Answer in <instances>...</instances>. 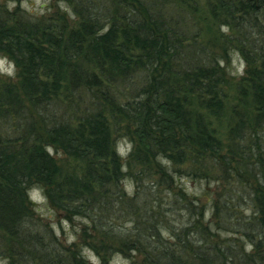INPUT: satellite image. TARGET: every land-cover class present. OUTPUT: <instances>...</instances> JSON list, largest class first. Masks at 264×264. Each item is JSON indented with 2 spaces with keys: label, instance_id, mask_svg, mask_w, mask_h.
I'll list each match as a JSON object with an SVG mask.
<instances>
[{
  "label": "trees",
  "instance_id": "1",
  "mask_svg": "<svg viewBox=\"0 0 264 264\" xmlns=\"http://www.w3.org/2000/svg\"><path fill=\"white\" fill-rule=\"evenodd\" d=\"M61 1L75 18L74 27L65 18H33L0 5V52L18 74L17 82L0 83V117H8L14 128V136L0 135V244L11 264H75L78 258L85 264L56 236L49 233L43 242L35 232L28 199L35 188L54 207L89 219L99 236L117 239L121 252L142 254L140 264L264 261V206L257 191L253 216L242 223L229 214L235 203L215 201L205 224L199 199L184 196L193 216L186 242L179 234L173 235L176 242L168 236L171 242L164 246L156 233L140 242L131 235L118 238L108 221L126 219L115 214L111 198L125 206L136 199L119 190L125 177L138 188L153 167L173 184L172 168L201 158H227L226 167L261 159L257 130L264 119V45L234 39L244 69L239 80L229 81L220 56L197 43L199 30L189 28L193 22L178 30L179 9L162 8L167 0ZM209 10L239 39L250 38L254 28L264 34V0H213ZM216 41L226 58L230 42L223 36ZM231 84L232 94L225 90ZM35 134L43 142L31 139ZM117 138L128 140L125 159L115 149ZM231 138L237 143L232 145ZM47 143L70 161L82 162V173L69 170L59 180ZM152 184L151 190L158 189ZM146 215L157 226L156 214L147 210ZM221 219L231 228L250 227L244 233L250 253L233 258L232 251L217 245L207 253L189 239L194 232L204 241V230L210 233L212 221ZM143 242L145 247L137 245Z\"/></svg>",
  "mask_w": 264,
  "mask_h": 264
},
{
  "label": "rangeland",
  "instance_id": "2",
  "mask_svg": "<svg viewBox=\"0 0 264 264\" xmlns=\"http://www.w3.org/2000/svg\"><path fill=\"white\" fill-rule=\"evenodd\" d=\"M167 1V3L165 2L162 5V8L179 9L181 19L177 22L179 23L178 30L180 29L181 32H184L187 30L186 24L189 25L190 22H193L192 28H189L194 32L199 30L200 37L196 39L198 40L197 43L212 54L216 53L220 56L219 65L223 72L227 74V80H239L243 75L244 62L235 47L236 43L234 39L243 44L255 42L258 45H264V34H259L260 31L254 28L251 29V36L250 38L247 36V39H242L243 37L239 39L238 36L232 35L224 21L213 19L209 10V7L213 6V0ZM0 5L8 8L10 11L19 9V14L23 16L31 15L33 18L48 16L65 18L71 27L75 26V18L71 15V10L61 0H0ZM258 24L260 25V20ZM196 28L197 30L195 31L194 29ZM259 28L261 27L259 26ZM222 36L224 37V41L231 44L227 49L226 58L222 57L223 55L219 51L220 44L216 41L219 37L222 39ZM184 38L188 39L187 37ZM17 75L14 64L6 55L0 52V83L13 84L18 81ZM232 88L233 84L226 86L225 90L232 94ZM245 117L247 118V116ZM259 126L257 130L259 139L258 150L261 152L258 156L261 155V159L258 158L259 160L254 159L253 162L250 161L248 166L234 167L233 165H229L226 167L227 158H217L214 161L210 158H201L199 161L190 162L183 167L172 168V171L175 169L173 184H170V181L167 182V178L163 179V176H160L153 167H151L152 170L146 172L148 178L145 175L141 176L138 188H135V184L133 181L130 182L127 179L128 177H125L124 180L122 179L119 190L123 193L125 192L129 198L134 197L136 199L130 201L128 206L126 203L125 206L120 204V201L116 200V198H111L115 214H126V219L121 218L119 221L108 220L109 227H112L118 233V238L119 236L125 237L131 235L134 240L140 242L142 236L154 235L156 233L155 240L159 239L162 244L161 246H164L168 242H171L168 236L170 240L176 242V238L173 235L179 234V237L186 242L184 240L186 238V228L191 225L193 216L189 209H185L187 201L182 202L184 196L197 197L199 199L200 205L203 206V222L205 224L211 220L213 211L211 207L215 201H219L220 204L226 202L235 203L237 209L233 208L229 212L230 215L233 213L232 218H235L240 223L245 219L250 221L253 211H255L256 201L252 195L254 191L259 192L258 197H260L264 206V176L260 173L262 169L264 174V119L259 122ZM13 131L14 128L9 125V118H5L2 114L0 117V135L3 134L10 138L14 136ZM40 138L39 135L35 134L31 139L43 142ZM222 139L225 146L227 137L223 135ZM231 141L232 145L237 143L233 138H231ZM115 143V149H117L120 158L125 159L128 153L125 150L129 149V146L125 143H128V140L117 138ZM46 149L58 167L59 180L69 170L75 174L82 173L84 167L82 162L70 161L60 149L48 143L46 144ZM234 158L240 161L238 157L234 156ZM195 170L199 171L195 173ZM155 172L156 175H154ZM50 182L45 184L47 188ZM152 183L154 185L158 184V189L151 190V188L154 189ZM166 183H169L170 186L166 185ZM42 186L44 187V185ZM150 191H155L156 194ZM137 192L140 193H138V196ZM241 197L242 199H239ZM28 199L32 204L30 206V216H32V223L35 225V232L39 237L43 238V242L47 241L46 237L49 233L56 236L62 246L71 249L74 257L78 258L80 255L85 264H140L142 254L121 252L118 248L119 243L117 239L111 237L110 240L109 238L99 236L92 230L89 219L80 216L75 217V214H70L54 207L42 194L40 188L30 190ZM141 200L146 201L141 202ZM150 201H152V204H150ZM118 209L121 212H118ZM230 209L232 208L228 210ZM147 210L150 215L152 213L156 214L154 222L157 218V226L147 221L149 215L144 216V212ZM235 210L240 211L239 215L235 214ZM101 213L105 215L104 212ZM245 224L243 223L239 228H231V225L225 223L222 219L221 221L214 220L212 221L211 232L209 233L207 230H204L203 234L206 235L204 241L199 242L198 240L201 238L199 234L194 232H191L189 239L196 246H201L202 251L213 253L215 245H217L224 251H232L231 255L235 258L244 252L250 253L251 246L244 236V233L250 227ZM147 243L143 242L137 245L145 247ZM92 247H95L97 250L91 249ZM2 248L3 245L0 244V264H11L10 258L7 257L6 249ZM79 262L78 258L75 264ZM257 264H264V261H259Z\"/></svg>",
  "mask_w": 264,
  "mask_h": 264
}]
</instances>
